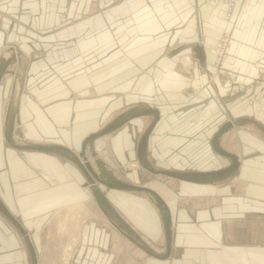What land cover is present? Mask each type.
<instances>
[{
  "label": "crops",
  "instance_id": "0c3cea01",
  "mask_svg": "<svg viewBox=\"0 0 264 264\" xmlns=\"http://www.w3.org/2000/svg\"><path fill=\"white\" fill-rule=\"evenodd\" d=\"M225 13L218 0H0V60L9 63L0 80V199L28 231L38 264L42 241L64 209L86 217L73 239L88 264H110L120 250L116 241H125L72 161L7 141L14 90L16 142L61 144L76 153L122 111L158 109L148 157L161 169L229 165L212 138L234 122L220 141L238 155L239 172L215 183L129 165L139 162L138 140L152 115L97 138L94 148L116 177L153 187L170 207L171 254L148 256L151 264H264V82L254 85L264 66V0H240L229 21ZM225 29L232 38L222 70L237 80L235 89L221 74L209 79V49ZM100 188L142 239L165 251L161 214L146 192ZM0 264H32L24 235L1 211Z\"/></svg>",
  "mask_w": 264,
  "mask_h": 264
},
{
  "label": "water",
  "instance_id": "95a60500",
  "mask_svg": "<svg viewBox=\"0 0 264 264\" xmlns=\"http://www.w3.org/2000/svg\"><path fill=\"white\" fill-rule=\"evenodd\" d=\"M196 51L201 58L204 56L203 50L200 46L196 47ZM7 61L2 58L0 61V80L7 71ZM17 91L11 98V102L7 109V115L5 119L6 125V139L16 148L40 150L46 152H53L62 155L63 157L72 161L86 179V186H91L92 195L97 201L102 212L110 219V221L134 244L143 249L146 253L158 258L166 259L170 256L172 250V217L171 210L162 195L156 190L145 184H134L129 181L123 180L116 177L111 170H108L104 164V161L97 156L96 149L94 148V141L108 134L126 122L142 115H152L153 119L151 123L144 129L139 140L137 155L138 160L141 165L153 174H160L164 176L174 177L181 181H187L198 184H207L220 182L229 178L236 176L239 172L240 159L235 152L226 150L220 141V137L227 132L233 126L234 122H225L219 130L215 133L212 138L213 147L222 155L230 159V164L213 170H177V169H161L157 168L148 157V140L150 133L160 118V112L154 107H132L125 111H122L118 116L112 119L109 123L105 125L99 131L91 133L84 140L83 146L79 153H76L61 144L55 143H18L15 140L16 134V123L18 114L17 105ZM16 97V99H15ZM88 146L90 149H88ZM94 158L91 162L90 158ZM96 165V166H95ZM97 167V168H96ZM100 185L105 186L109 189L115 190H126V191H145L150 198L153 200L159 212L164 226V237L166 249L164 252H157L149 245L136 230L130 225L128 221L120 214V212L111 203L110 199L106 196L105 192L102 191ZM0 211L19 229V231L24 235L26 243L28 245L32 264H38V259L36 255V250L30 239L28 231L23 227L21 222L15 217V215L7 208L4 202L0 199Z\"/></svg>",
  "mask_w": 264,
  "mask_h": 264
},
{
  "label": "rangeland",
  "instance_id": "374dc122",
  "mask_svg": "<svg viewBox=\"0 0 264 264\" xmlns=\"http://www.w3.org/2000/svg\"><path fill=\"white\" fill-rule=\"evenodd\" d=\"M225 17L227 18L226 13H225ZM229 20H231V17L229 18ZM223 34H229L232 38L231 31H229V29H225L223 31L221 39L223 37ZM85 36H86V33H79L78 39L84 38ZM221 39H220V41H221ZM230 42H231V40H230ZM230 42H228L229 44L227 47L226 57L224 58V64H222L220 69H219V71H220L219 75L221 74L223 81L227 82L228 85L233 86L235 89V86H236L235 84L237 83V80L233 79L231 77V75L229 73L227 74V72L225 70H222L223 66L225 65V61L227 59V56H228V49H229ZM6 45H8V44H6ZM7 49H8V47L3 48L2 52L4 54H7V51H6ZM210 49H209V51H210ZM100 53H98V54H100ZM4 59H6V58H4ZM6 61H7V64L9 65L7 59H6ZM214 62H215V59H214ZM214 62H213V66H214ZM215 67L216 66H214V68L209 73V79L213 80V81L215 80V78L218 77V76L217 77L213 76ZM6 69H7V67H6ZM216 69H217V67H216ZM221 71H222V73H221ZM254 85H261V84L256 83V81H255ZM103 127H105V125ZM169 177L170 176H168V178ZM170 178L176 179L174 177H170ZM176 180H178V179H176ZM145 185H147V184H145ZM151 188H153V187H151ZM107 189H109V188H107ZM141 192L145 193V191H141ZM85 219H86V217H82L81 214L78 217L76 214L72 215L70 212V209L62 210L61 216L57 219V222L55 223V225L53 224L52 225L53 227H51V231L53 232V235L49 239L44 238L43 239L44 241H42V243L44 244V248L40 249V254H42L40 256L41 264H52V263L53 264H64V261L66 260V257L69 253L71 254V258H70L71 264H88L86 259H84V256H83L84 254H82V251H81V257L78 258L79 257V255H78L79 241H78L77 245L74 247V250L71 249L73 252L70 249H68L69 245L71 247H73V245L75 243L73 238L75 235H78L80 233V230H81L80 227L82 225H84ZM73 230L75 231V233L73 232ZM119 234H121V236L124 237L125 242H122L121 240L116 241L117 245L118 244H119V246L121 245L120 250L118 252L116 251L112 254L110 264H151L148 261V256H152V255H150L144 251L146 257H145V259H142V257L139 254H136L135 249H134V248H137L138 246L136 244H134L132 241H130L121 232ZM119 241L121 243H119ZM111 247H112V245H111ZM116 247H118V246H116ZM136 250H138L139 252L141 251L140 249H136ZM43 253H44V255H43ZM78 259L81 260V263L78 261ZM129 260H131L132 262H130Z\"/></svg>",
  "mask_w": 264,
  "mask_h": 264
},
{
  "label": "built area",
  "instance_id": "2783aa9c",
  "mask_svg": "<svg viewBox=\"0 0 264 264\" xmlns=\"http://www.w3.org/2000/svg\"><path fill=\"white\" fill-rule=\"evenodd\" d=\"M210 1H216V0H210ZM218 1H222L226 7V16L227 19L229 20L230 17H232L233 12L235 11L239 0H218ZM231 36L229 34H223V37L219 43V45L217 46V48H215L214 50V56H215V62H214V74L213 76H218L220 71V67L222 64H224V58L226 57V52H227V47H228V42H230ZM211 50V49H210ZM256 83L262 84L264 82V66L261 68V70L259 71V74L256 78Z\"/></svg>",
  "mask_w": 264,
  "mask_h": 264
},
{
  "label": "bare ground",
  "instance_id": "6f19581e",
  "mask_svg": "<svg viewBox=\"0 0 264 264\" xmlns=\"http://www.w3.org/2000/svg\"><path fill=\"white\" fill-rule=\"evenodd\" d=\"M230 40H231V39H230ZM215 48H217V47H212L210 51L213 53L214 50H215ZM213 54H214V53H213ZM16 96H17V95H16ZM17 98H18V97H17ZM15 99H16V97H15ZM138 163H140V162H137V163H136V161H133V162H131L129 165L132 166V167H134V166L138 165ZM140 164H141V163H140ZM164 190H166V189L164 188ZM83 226H84V225H82V226L80 227V229H81V230H80L81 233H82V231H83ZM76 228H77V227H76ZM73 232L75 233L74 230H73ZM79 234H80V233H79ZM75 246H76V242L74 243L73 247H71V246L69 245V246H68V249H70V250H71V249L74 250V247H75ZM72 250H71V251H72ZM71 251H70V252H71ZM72 252H73V251H72ZM67 253H68V252H67ZM70 258H71V254L69 253V254L67 255V257H66V260L64 261V264H71V263H70ZM52 264H53V263H52Z\"/></svg>",
  "mask_w": 264,
  "mask_h": 264
}]
</instances>
